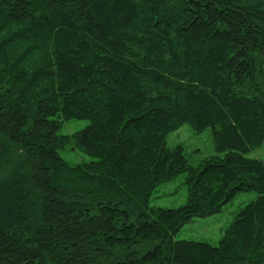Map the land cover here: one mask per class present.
Wrapping results in <instances>:
<instances>
[{
  "label": "trees",
  "instance_id": "16d2710c",
  "mask_svg": "<svg viewBox=\"0 0 264 264\" xmlns=\"http://www.w3.org/2000/svg\"><path fill=\"white\" fill-rule=\"evenodd\" d=\"M185 124L217 154L169 147ZM263 144L264 0H0V264H264ZM243 191L217 244L176 239Z\"/></svg>",
  "mask_w": 264,
  "mask_h": 264
},
{
  "label": "rangeland",
  "instance_id": "374dc122",
  "mask_svg": "<svg viewBox=\"0 0 264 264\" xmlns=\"http://www.w3.org/2000/svg\"><path fill=\"white\" fill-rule=\"evenodd\" d=\"M89 123V120H68L64 122L62 132L73 133L85 128ZM167 144L169 147L183 145L190 162L195 165L201 163L206 157L217 154L211 129L196 133L188 124L169 134ZM60 153L71 163L91 160L89 155L70 147L61 150ZM247 155L264 160V144L250 151ZM185 177L186 175L182 173L175 179L160 184L153 194L151 204L165 208H176L186 204L188 200V185L185 182ZM258 195L256 191L238 193L231 202L224 205L221 212L207 217H196L193 221L185 224L176 234V239L209 241L217 244L239 210L255 200Z\"/></svg>",
  "mask_w": 264,
  "mask_h": 264
}]
</instances>
